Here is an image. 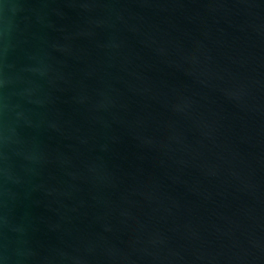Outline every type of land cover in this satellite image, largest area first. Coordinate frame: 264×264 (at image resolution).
<instances>
[{
    "label": "water",
    "instance_id": "95a60500",
    "mask_svg": "<svg viewBox=\"0 0 264 264\" xmlns=\"http://www.w3.org/2000/svg\"><path fill=\"white\" fill-rule=\"evenodd\" d=\"M0 264H264V0H0Z\"/></svg>",
    "mask_w": 264,
    "mask_h": 264
}]
</instances>
